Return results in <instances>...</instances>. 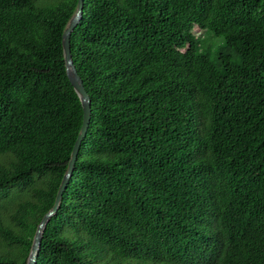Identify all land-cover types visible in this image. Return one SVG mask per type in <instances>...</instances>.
<instances>
[{
  "label": "trees",
  "instance_id": "obj_1",
  "mask_svg": "<svg viewBox=\"0 0 264 264\" xmlns=\"http://www.w3.org/2000/svg\"><path fill=\"white\" fill-rule=\"evenodd\" d=\"M77 0H0V264H26L80 131ZM91 118L35 264H264V0H83Z\"/></svg>",
  "mask_w": 264,
  "mask_h": 264
},
{
  "label": "water",
  "instance_id": "obj_2",
  "mask_svg": "<svg viewBox=\"0 0 264 264\" xmlns=\"http://www.w3.org/2000/svg\"><path fill=\"white\" fill-rule=\"evenodd\" d=\"M82 8H83V0H77L75 12L69 19L62 33V37H61L63 57H64V63H65V71H66L67 78L71 86L73 87L75 93L77 94L80 104H81L82 123H81L80 131L77 135V138L74 142V145H73V148L70 154L66 172L63 175L61 182L59 184L58 190L56 192L53 206L47 213L44 214V216L41 218L39 224L36 227L26 264H35L44 229L46 227V224L50 220V218L57 212L60 206L63 193L67 187L69 178L73 172V168L76 162L77 154L81 146V142L86 136L89 123H90V118H91L90 97L84 89L80 76L76 72L75 66L73 65V62H72V57H71V52H70V36L73 30L75 29V27L80 22L81 15H82Z\"/></svg>",
  "mask_w": 264,
  "mask_h": 264
}]
</instances>
